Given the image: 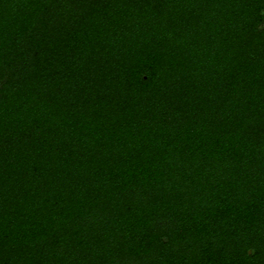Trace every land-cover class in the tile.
I'll use <instances>...</instances> for the list:
<instances>
[{"label":"trees","instance_id":"16d2710c","mask_svg":"<svg viewBox=\"0 0 264 264\" xmlns=\"http://www.w3.org/2000/svg\"><path fill=\"white\" fill-rule=\"evenodd\" d=\"M0 264H264V0H0Z\"/></svg>","mask_w":264,"mask_h":264}]
</instances>
